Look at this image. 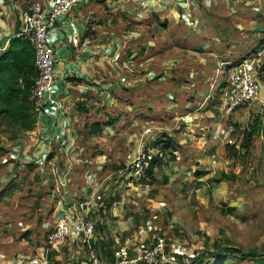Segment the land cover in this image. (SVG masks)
Listing matches in <instances>:
<instances>
[{"label": "crops", "instance_id": "crops-1", "mask_svg": "<svg viewBox=\"0 0 264 264\" xmlns=\"http://www.w3.org/2000/svg\"><path fill=\"white\" fill-rule=\"evenodd\" d=\"M137 1H140L137 3V14L131 20L142 23L148 18L149 12L144 9L143 5H150L148 10L152 9V13L149 23H153L155 14H157V21H170L168 13L171 9L167 6L168 4L164 3L168 0L160 2L154 0L150 3L143 0ZM181 2H186L188 5L197 4L195 0H191V3L188 0ZM200 2L202 9L206 11L205 16L201 14L202 20L216 13H222V0H200ZM91 3L86 0L76 5L69 14L62 17L53 34L59 59L57 84L60 88L61 110L55 109L54 111L47 107L43 117L37 116L35 127L27 132L26 138L18 139L9 146L3 141L0 142V264H91V247L98 250L102 264H114L119 256L124 254L125 249L136 242L127 234L142 231L147 225L138 223L140 221L138 211L129 212L128 207L125 208L124 205L128 204L127 194L130 192L131 185L140 183L141 186H148L155 181L154 178L148 174L141 181L126 183L118 169L129 162L127 155L123 163L118 165L117 172L108 171L107 162L114 160L108 158L112 147L104 144L105 149L103 150L89 140L84 144L79 143L81 135L89 137L99 135L101 130L115 123L113 119L116 118L118 121L121 115H136L137 112L132 113L129 110L138 103L151 104V106L148 105L147 110L150 111L148 114H152L159 104L167 102L166 107L161 106V109H164V113L170 116L168 119L172 122L171 124L176 121L179 129L173 133L172 130L165 133L170 135L178 146L171 149L175 156L174 159L169 158L168 154H161L162 149L160 151L158 146L151 148L153 152H157L156 156H159L160 160L154 168L155 177L160 176V181L163 180L162 176L168 174L166 169L170 164L176 167H186L187 172L190 173V184L206 176L213 177L219 171H221L219 175L222 179L219 180L225 182L223 179L226 178H223L222 173L229 174L232 167L228 164L230 158H234V155H228L227 151L230 150L228 143L233 141L235 148L246 151L241 147L244 142L246 124L250 120L252 111L257 112L259 103L264 100V84H262L258 100L249 105L237 107L232 113H227L222 109V105L227 100L223 92L224 88H222L225 83L223 84L222 81H218L219 78L213 76L216 71L220 72L222 60L204 55H201L202 58L198 64L204 75L203 79L195 80L193 83L177 79L173 80L168 87L166 86V89L176 92L177 98L174 100L161 97L152 92L150 88L151 93L147 97L137 95L136 100H128L129 98L125 97L128 96L125 93L128 91L124 90L131 86L126 85L124 90L119 89L122 86L112 89L109 81L110 71L101 61L106 59L103 57L105 55H102L105 54L104 50L101 49L100 44L90 45L88 42L90 39L85 34L87 30L85 26L94 12V6ZM198 9L201 7L199 6ZM21 12L17 26L15 25L13 29L15 33L10 40L18 37L21 32ZM208 23H211L210 19L206 24ZM253 26L248 27L253 29ZM257 31L258 37L256 36ZM137 33L140 34L139 31ZM137 33L134 35L136 41L130 43L136 52L138 48L139 52H142L147 42L159 45L162 40L158 34L152 32L149 36L143 32L136 38ZM244 33L246 35L243 38H249L248 33H252V38L256 36L260 39L263 38L264 28L263 30L257 29L256 32L246 30ZM185 35L183 33L184 38H186ZM201 35L193 36L188 33L187 38L191 40L198 38L207 44L212 37H217L218 31L205 29ZM173 40H175L174 37ZM81 41L82 44H80ZM97 58H99L98 62H96ZM247 59L251 66V59ZM179 64L185 65L183 62ZM131 83L136 85L140 83V80L131 81ZM151 85L155 86L154 83ZM179 87L186 89L180 93ZM190 87L196 88L197 91L191 93L192 88ZM117 91L119 94L115 97ZM189 93L192 97H189ZM114 100L118 106L117 115L110 117V105H116ZM99 107L102 108L98 115L100 118L89 120V117L97 114ZM51 112L56 118L53 123L49 124V132L43 135L41 131L46 128L43 120ZM101 115L105 119H102ZM151 133L153 135V131ZM51 137L59 139L55 143L56 147L50 144ZM148 139L150 136L146 135L142 140ZM262 146H264V135L255 133L248 153L253 151L255 155V151L262 149ZM133 149L136 150L135 147ZM100 150L105 152L99 160L97 154ZM134 150L128 152L134 155L136 153H132ZM55 168L57 174L52 173ZM81 215H89L95 220V238L91 245L83 236L77 234H71L66 242L54 247L48 245V232L59 220ZM153 216L155 213L148 215V220H151ZM98 239L99 242L96 241ZM145 244L139 245L145 248ZM108 258L111 262L105 261Z\"/></svg>", "mask_w": 264, "mask_h": 264}, {"label": "rangeland", "instance_id": "rangeland-1", "mask_svg": "<svg viewBox=\"0 0 264 264\" xmlns=\"http://www.w3.org/2000/svg\"><path fill=\"white\" fill-rule=\"evenodd\" d=\"M33 1L0 0V53L8 47L10 37L15 33L13 29L20 12L29 7ZM89 1L93 3L94 12L91 17L89 16L85 26L87 29L85 34L90 39L88 42L90 45L100 44L101 49L104 50L105 54L102 55H105L103 57L106 59L101 61L110 71L109 81L112 89L122 86L119 89L124 90L126 85L131 86L124 90L128 91L125 92L128 100H136L137 95L147 97L151 93L150 89L161 97L174 100L177 98L176 92L166 89L173 80L193 83L204 78L198 65L201 55L221 58L220 72L216 71L213 76L219 78L218 81H222L223 84L229 77L234 61L250 58L251 70L260 79L261 84H264V34H262L263 38L257 39V31V37L252 38L253 34L248 33L249 38H243L246 30L255 32L257 29L263 30L264 0H222V13L211 15L210 18L206 16V20L201 18V14L205 16L206 11L202 9L200 0H195L197 4L189 5L186 4L187 1L168 0L164 3L171 9L168 13L170 21H157L155 14L153 23H149L152 13V9L148 10L150 5H143L145 7L143 8L149 12L148 18L142 23L131 20L137 14V3L140 1ZM143 1L150 3L154 0ZM188 1L191 3V0ZM83 2L86 0H81L80 4ZM146 14L147 12L144 16ZM209 19L212 24H206ZM250 25H254V28L249 29ZM205 29L218 31L217 37H212L207 44L198 38L195 40L187 38L188 33L200 36ZM138 31L140 34L146 32L147 36L151 32L158 34L162 40L159 45L147 42L142 52H139V48L136 52L130 43L136 41L134 35ZM183 33L186 34V38L183 37ZM140 34L137 33L136 38ZM173 37L175 40L172 41ZM187 41L189 46L186 44ZM232 59L234 61H231ZM98 61L99 58L96 59V62ZM180 62L185 65L181 66ZM137 80H140V83L136 85L131 83ZM150 83H154L155 86ZM222 86L224 88L225 85ZM193 87H190L191 93L197 91ZM178 89L182 93L186 88ZM191 93L189 97H192ZM114 101L116 103V100ZM166 104L167 102L159 104L152 114H148L149 104L138 103L129 110L132 113L137 112L136 115H121L120 120L113 119L115 123L101 130L99 135L95 134L92 137L81 135L79 143L84 144L89 140L103 150L104 144L107 147L111 146L108 158L114 160L107 162L108 171L117 172L118 165L123 163L127 155L129 162L119 168L123 170L119 173L128 184H132L135 180L141 181L148 172L140 179H133L127 173V169L142 151H149L153 146H158L160 151L162 149L161 154H168L171 159L175 158L172 147L163 149L162 144L165 141L163 139L167 138V133L179 129L176 121L171 124L168 119L170 116L161 109V106L166 107ZM117 107V103L110 105V117L117 115ZM168 108L171 110L170 107ZM100 110L102 108L99 107L97 114L89 117V120L100 118L98 116ZM101 118L105 119L102 115ZM150 130L153 131V135ZM27 132L12 128L5 122L0 126V142L3 141L9 146L18 139L26 138ZM146 135H149L150 139L143 141V136ZM103 150L97 154V159H102L105 152ZM130 150L136 153L133 155L128 152ZM227 152L230 155L229 149ZM255 152L256 154L253 155V151L248 153L243 149L235 148L234 158H230L228 164L232 167L228 172L230 178L223 179L225 182L220 181L222 179L219 171L213 177L206 176L190 184V173L187 172L186 167L169 164L166 169L168 174H163V180L160 181L159 176L155 177V181L148 186H141L140 183L129 185L131 189L127 194L128 204L124 207H128L129 212L138 211L140 217L138 223L147 225L142 231L127 234L137 243L133 242L119 258H131L137 253H144L152 247H157L159 253L152 263L144 261L136 264H264V146ZM152 153L154 156L158 155L157 152L152 151ZM52 173L57 174V169H53ZM151 213L152 215L155 213L152 219L156 222H152V219V221L148 220V215ZM142 243H146L145 248L139 245ZM250 251H254L256 255H250ZM106 260L111 262L110 258Z\"/></svg>", "mask_w": 264, "mask_h": 264}, {"label": "built area", "instance_id": "built-area-1", "mask_svg": "<svg viewBox=\"0 0 264 264\" xmlns=\"http://www.w3.org/2000/svg\"><path fill=\"white\" fill-rule=\"evenodd\" d=\"M80 1L34 0L29 7L21 12L22 29L19 36L30 41L33 45L35 50V65L38 70L31 96L36 110V117H43L47 107L54 109V111L55 109L60 111L62 108L60 88L57 84L59 59L53 34L62 17L69 14L76 5L80 4ZM225 81L223 92L227 100L222 105V109L227 113H232L237 107L249 105L259 99L262 84L260 79L251 70L247 58L233 62L229 77ZM259 104L260 107L259 109L257 108V111L260 113L263 111L264 100ZM45 118L43 122L46 128L41 131L43 135L49 132L48 126L54 122V118L56 117L51 112ZM57 141H59L58 138H50V144L54 146ZM230 142L235 143L233 141ZM153 157L151 149L138 154L127 169L129 176L133 179L143 177L150 167ZM122 171V169H119V172ZM95 224V220L89 215L59 220L48 232L47 243L49 246L54 247L57 244L66 242L71 234H77L83 236L91 245L95 238ZM90 253L92 257L91 264H102L100 254L95 247H91ZM158 253L159 249L152 247L144 253H137L131 258H118L114 264H136L144 261L152 263Z\"/></svg>", "mask_w": 264, "mask_h": 264}, {"label": "trees", "instance_id": "trees-1", "mask_svg": "<svg viewBox=\"0 0 264 264\" xmlns=\"http://www.w3.org/2000/svg\"><path fill=\"white\" fill-rule=\"evenodd\" d=\"M37 75L35 50L31 42L21 36L12 38L8 49L0 55V126L6 122L19 131H29L35 127L37 117L31 96ZM255 133L264 135V107L261 114L252 111L246 124L241 145L246 151H249ZM163 140V148L175 149L178 146L169 135ZM228 148L230 155H234L235 143L229 142ZM159 161V156L153 157L147 170L151 178H155L153 172ZM222 176L230 178L227 173H222ZM96 241L99 242V239ZM250 252V255H256L254 251Z\"/></svg>", "mask_w": 264, "mask_h": 264}]
</instances>
